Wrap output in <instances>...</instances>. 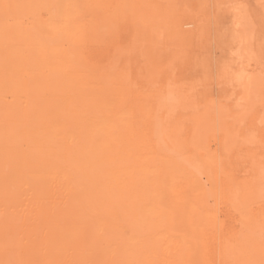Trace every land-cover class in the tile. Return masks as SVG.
I'll return each instance as SVG.
<instances>
[{
    "label": "bare ground",
    "instance_id": "bare-ground-1",
    "mask_svg": "<svg viewBox=\"0 0 264 264\" xmlns=\"http://www.w3.org/2000/svg\"><path fill=\"white\" fill-rule=\"evenodd\" d=\"M122 1L42 0L52 15L33 14H44L47 42L63 46L56 66L37 60L33 43L44 31L18 40L10 56L2 30L14 25L0 21V264H218L223 256L263 264L234 245L211 203L223 188L210 174L218 184L225 164L200 129L216 127V117L198 110L188 84L165 78L166 63L180 57L157 56L143 38L162 10L141 0L146 17L125 22ZM240 69L239 81L250 82ZM179 167L199 178L188 177L194 199L185 197L187 231L178 239L170 207L182 203Z\"/></svg>",
    "mask_w": 264,
    "mask_h": 264
},
{
    "label": "rangeland",
    "instance_id": "rangeland-1",
    "mask_svg": "<svg viewBox=\"0 0 264 264\" xmlns=\"http://www.w3.org/2000/svg\"><path fill=\"white\" fill-rule=\"evenodd\" d=\"M151 1L153 3L149 2V6H151L152 10H162L163 17L158 16V14H152L150 18L147 17L149 18L148 24L145 25L148 26H146L148 35L143 30L144 35H146L143 38H146V43L148 44L153 42V44H157V56L161 54L160 56L169 55L171 58L180 57V59L178 58L179 60L169 61L170 64L166 63L167 65L163 68L165 70V78L167 79L166 75L170 74L171 78H174H172L173 81L177 84L182 86L188 84V86H184L188 93H193L197 97L194 101L198 104V107L202 108L198 110L203 111L204 108L208 107L216 117V127L212 129H209V127L202 128L203 125L201 124L202 129H200L207 131L204 139L201 138L205 142L206 147L208 146L214 153L220 154V160H224L223 163L225 164L224 173L226 172V174L224 176V173L222 175L220 173L219 185L216 183L213 172H209L210 170L208 169L204 170L206 176L204 177L205 174L203 175V180L209 176L208 173H211L210 177L212 183H214L213 185L219 186L220 190L223 188L222 194H218L211 203L218 209L217 211L223 223V230L231 237L234 245L242 248V251L246 250L248 252H246V255L252 259L256 260L261 255L260 258L264 262V243L260 241L264 239V0ZM0 2L3 5L0 10V18H2L0 21H3L5 26L14 25L8 28V33L5 27L4 31L2 30L6 36L4 37L6 38L4 46H7L8 54L10 56L13 55L15 48H18V40L20 43H24L28 39L32 41L34 35L43 34L44 31L45 36L41 37L42 39H38L37 44L33 43L37 60L44 62L48 59L50 64L56 66L63 46L58 43L47 42L46 39L50 35H46L48 33L47 28H45V21L42 20L44 14L39 16L33 14L35 10L47 11L45 16L51 14L49 10H46L48 8L43 4L42 0H35V4H32L33 0H0ZM119 5L118 7L121 8L120 12L122 11V14L119 12V15H123L122 20L125 22H128L130 19L129 15L131 16L132 14H134V17L131 18L141 21H143L142 18L146 17L141 9L138 10L139 5L141 6V0H124ZM127 6H129V9ZM153 15L158 17L156 18ZM125 16L128 17L126 20L124 19ZM144 26L143 28H145ZM24 27L29 29L27 30ZM149 29L151 31H148ZM178 31L182 33L180 34ZM135 37L138 38L137 35ZM132 39L133 36L127 41L123 40L124 42L120 40L117 45L124 47V45L133 43ZM166 42L169 44H165ZM21 46L19 45L18 50ZM150 48L153 50V45H150ZM226 64L228 65L226 66ZM243 67L248 69L246 73L251 76V78L249 77L251 79L250 82L248 80L239 81L240 68ZM235 68L238 69L235 70ZM221 72L222 75L226 72L222 78ZM230 73H233L234 77ZM224 76L226 79H224ZM171 78L168 76V79ZM218 78L220 79L218 80ZM190 81L191 83H189ZM189 84L194 87L190 89L191 85L189 87ZM195 87L196 89H194ZM210 100H212L211 104H209ZM203 105L204 107H202ZM223 109L228 117L223 118L219 114V112L224 111ZM213 111L218 112V116ZM217 117H222L219 118L221 121ZM221 124L222 128L220 127ZM179 125L176 124V126ZM179 129L177 133H183L187 128ZM185 137L186 134H183V138ZM225 138L228 140L230 138V140L227 142ZM255 140L258 142L256 143ZM164 161L162 163L167 164L168 161L166 163ZM183 167L187 169L185 165ZM183 167H179L181 173L177 174V172H180L177 168L172 171V173L174 172L177 175L176 187L180 188L179 192L181 195L179 198L181 201L179 200V202H182L180 205L177 204L170 207V211L174 213L176 216L175 220L178 222L176 231L179 235L176 236L177 238L183 236L181 234L187 231L188 217L186 216V218L185 215L190 212V205L186 203L194 199L192 192L188 189L190 185L188 184L189 181H187L189 180L188 177H192L193 180L199 178L198 173L195 171L189 176L186 175L188 171H182L184 170ZM195 174L198 176H195ZM207 183L209 186L210 182ZM186 199L188 200L187 202L185 201ZM175 206L177 207L174 209ZM257 230L260 232L259 234H256ZM218 250L220 249L218 248ZM256 255L257 257H255ZM220 259L221 262L218 261V264H235L230 260L228 262L227 257L223 256Z\"/></svg>",
    "mask_w": 264,
    "mask_h": 264
}]
</instances>
